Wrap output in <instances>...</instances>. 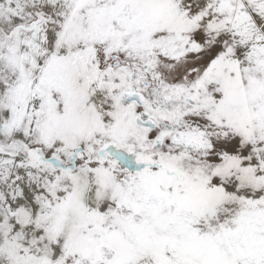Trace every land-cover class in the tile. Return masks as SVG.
<instances>
[{
	"label": "snow or ice",
	"instance_id": "1",
	"mask_svg": "<svg viewBox=\"0 0 264 264\" xmlns=\"http://www.w3.org/2000/svg\"><path fill=\"white\" fill-rule=\"evenodd\" d=\"M0 264H264V0H0Z\"/></svg>",
	"mask_w": 264,
	"mask_h": 264
}]
</instances>
